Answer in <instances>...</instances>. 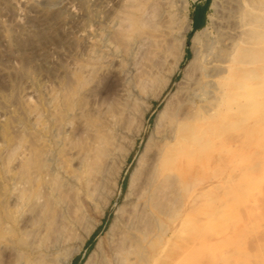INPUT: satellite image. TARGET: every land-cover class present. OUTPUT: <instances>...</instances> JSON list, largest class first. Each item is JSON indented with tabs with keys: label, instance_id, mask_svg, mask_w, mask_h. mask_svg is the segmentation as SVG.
Masks as SVG:
<instances>
[{
	"label": "bare ground",
	"instance_id": "1",
	"mask_svg": "<svg viewBox=\"0 0 264 264\" xmlns=\"http://www.w3.org/2000/svg\"><path fill=\"white\" fill-rule=\"evenodd\" d=\"M171 1L128 0L136 12H116L111 21L125 41L127 55L146 51L157 56L164 47L175 54L165 86L179 69L186 45L192 57L184 62L181 80L155 116L154 128L129 173L122 204L84 264H196L182 257L197 244L199 232L189 231V226L210 210L217 182L226 183L233 143L242 148L247 128L259 122L264 0H211L213 13L206 18L213 35H207L208 25L201 26L193 30L188 44L190 19L185 7L176 8ZM113 50L118 53L117 45ZM87 56L76 68L65 119L53 124L54 135L64 139V159L52 150L36 157L37 166L23 158L9 180L7 200L17 229L16 238L6 245L8 264H66L89 235V229L82 232L72 250L55 257L67 193L99 125L100 110L92 101L95 91L101 80L106 92L114 89L121 72L113 55L102 59L91 50ZM260 67L264 71V65ZM119 175L117 171L113 183ZM204 224L210 225L208 216Z\"/></svg>",
	"mask_w": 264,
	"mask_h": 264
},
{
	"label": "rangeland",
	"instance_id": "2",
	"mask_svg": "<svg viewBox=\"0 0 264 264\" xmlns=\"http://www.w3.org/2000/svg\"><path fill=\"white\" fill-rule=\"evenodd\" d=\"M210 2L171 1L175 7H185L190 19L187 44L195 30L193 14L194 25L199 26L202 9L201 26L208 25L206 33L213 35L206 18L213 13ZM135 9L128 0H0V264H8L6 245L16 238L17 229L7 200L9 180L23 158L37 166L41 152L52 150L64 159V139L62 134L54 135L53 124L65 119L76 68L88 60L91 50L101 53L102 59L113 55L121 72L114 89L106 92L101 80L100 91H95L92 101L100 110L99 125L91 135L78 179L67 193L55 257L72 250L76 239L89 229L81 248L66 263L84 264L122 204L129 173L154 128L155 116L181 80L184 62L192 57L186 45L179 69L165 86L174 53L164 47L158 57L146 51L127 55L125 41L111 21L116 12ZM116 45L118 53L113 50ZM259 63V85H264L260 67L264 62ZM260 102L264 99L259 95V122L247 128L242 148L232 145L226 183L217 182L210 210L189 226L199 235L195 250H184V262L193 258L196 264H264V103ZM207 216L209 226L204 224Z\"/></svg>",
	"mask_w": 264,
	"mask_h": 264
},
{
	"label": "trees",
	"instance_id": "3",
	"mask_svg": "<svg viewBox=\"0 0 264 264\" xmlns=\"http://www.w3.org/2000/svg\"><path fill=\"white\" fill-rule=\"evenodd\" d=\"M195 14H196V12L193 14V27L195 29H197L199 26H201L203 24V22L205 20V12H204V9H202L200 12H198V15L200 16V20H201V23H200L199 26H195L194 25V17H195Z\"/></svg>",
	"mask_w": 264,
	"mask_h": 264
}]
</instances>
